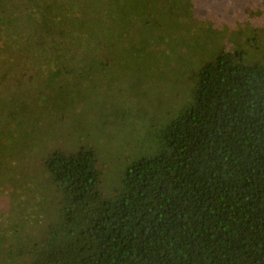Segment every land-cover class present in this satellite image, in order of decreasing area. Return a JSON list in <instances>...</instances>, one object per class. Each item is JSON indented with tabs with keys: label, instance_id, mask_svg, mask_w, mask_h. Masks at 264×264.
Wrapping results in <instances>:
<instances>
[{
	"label": "trees",
	"instance_id": "trees-1",
	"mask_svg": "<svg viewBox=\"0 0 264 264\" xmlns=\"http://www.w3.org/2000/svg\"><path fill=\"white\" fill-rule=\"evenodd\" d=\"M84 1L71 9L72 19L60 14L55 27L45 30L46 37L60 30L63 38L54 39L61 49L68 40L84 47L78 44L86 32L84 20L97 11L114 20L133 13L147 37L163 30L169 19L194 38L187 45L194 46L191 51L205 53L206 45L195 39L200 34H193L190 24L191 18L206 23L194 0L168 5L160 0H94L91 11L89 0ZM244 5L246 17H257L255 4ZM152 15L156 17L149 23L146 18ZM5 25L0 22V48ZM114 27L117 34L116 22ZM152 45L159 49L163 43ZM260 45L261 57L250 59L248 54ZM234 48L200 63L189 100L155 132L153 150L127 162L113 192L103 191L105 166L93 148H50L40 171L53 196L52 211L30 228L23 222L33 217L32 209L16 204L21 187L0 181L1 190L6 185L14 189L8 196L13 216L0 244L6 259L0 264H264L260 26L246 24Z\"/></svg>",
	"mask_w": 264,
	"mask_h": 264
},
{
	"label": "rangeland",
	"instance_id": "rangeland-1",
	"mask_svg": "<svg viewBox=\"0 0 264 264\" xmlns=\"http://www.w3.org/2000/svg\"><path fill=\"white\" fill-rule=\"evenodd\" d=\"M160 1L168 5L172 0ZM59 2L0 0L2 32H9L0 48V181L21 187L16 204L32 209L33 217L23 222L30 228L52 211L53 196L40 171L50 148H93L105 166L103 191L109 194L127 162L151 152L155 132L189 100L200 63L223 48L235 50L246 24H258L264 34V0H194L206 23L191 18L190 24L205 53L191 51L194 46L187 45L194 38L169 19L163 30L147 37L133 13L114 20L97 11L84 20L86 32L78 42L84 47L68 40L61 49L54 39L63 38L60 30L49 37L45 30L55 27L60 14L72 19L71 9L85 1ZM244 4H255L257 17H246ZM155 17L146 19L151 23ZM156 41L163 43L159 49L152 45ZM262 53L260 45L248 56ZM13 190L10 185L0 189V244L13 216L8 199ZM0 259L6 252L0 251Z\"/></svg>",
	"mask_w": 264,
	"mask_h": 264
}]
</instances>
